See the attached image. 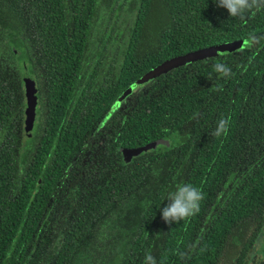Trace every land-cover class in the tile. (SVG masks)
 <instances>
[{
	"label": "trees",
	"instance_id": "obj_1",
	"mask_svg": "<svg viewBox=\"0 0 264 264\" xmlns=\"http://www.w3.org/2000/svg\"><path fill=\"white\" fill-rule=\"evenodd\" d=\"M234 40L125 93L168 58ZM23 66L39 100L24 141ZM179 183L204 199L167 223ZM263 219L264 8L0 0V264H249L245 231Z\"/></svg>",
	"mask_w": 264,
	"mask_h": 264
},
{
	"label": "clouds",
	"instance_id": "obj_2",
	"mask_svg": "<svg viewBox=\"0 0 264 264\" xmlns=\"http://www.w3.org/2000/svg\"><path fill=\"white\" fill-rule=\"evenodd\" d=\"M215 2L218 7L226 8L231 17L239 16L243 18L247 12L264 8V0H215ZM255 39V37H252L253 41ZM213 68L225 77L232 74L231 69L225 63L217 62L213 65ZM230 120L231 117L220 118L212 135L216 137L227 135ZM167 199L169 203L162 209V218L167 223H172L197 214L200 210V201L204 199V194L201 189L191 184L179 183L175 191L168 193ZM179 255L184 258V253H179ZM144 264H157V259L153 254L148 253L145 256Z\"/></svg>",
	"mask_w": 264,
	"mask_h": 264
},
{
	"label": "water",
	"instance_id": "obj_3",
	"mask_svg": "<svg viewBox=\"0 0 264 264\" xmlns=\"http://www.w3.org/2000/svg\"><path fill=\"white\" fill-rule=\"evenodd\" d=\"M243 43H244L243 40H234L231 42H224V43L206 46L204 48L189 51L184 54H179L171 58H168L160 62L156 66L150 68L144 74H142L138 80L133 82L126 89L125 93H130L132 89L137 86V84H142L152 78H155L163 73L168 72L173 68L185 65L192 61L217 56L225 51L227 52L234 51L240 48L243 45ZM22 81L24 84V93L26 98V106L22 114L23 124H24V132H23V141H24L29 135V130L34 126V122L36 119L35 106L37 104V97H36L37 89L35 86L34 76L29 72L27 67L22 69ZM156 143L157 142L152 143L151 146H154ZM140 150L139 149L130 150L128 151V156L136 154Z\"/></svg>",
	"mask_w": 264,
	"mask_h": 264
},
{
	"label": "flooded vegetation",
	"instance_id": "obj_4",
	"mask_svg": "<svg viewBox=\"0 0 264 264\" xmlns=\"http://www.w3.org/2000/svg\"><path fill=\"white\" fill-rule=\"evenodd\" d=\"M25 68V66H23L22 68L19 69V72L22 73V69ZM30 71V70H29ZM31 74L34 76V80H35V86L36 89L37 88V79H36V75L31 72ZM22 78V75H21ZM23 82V81H22ZM24 86V84H23ZM36 97H37V104L35 106V113H36V119L34 122V126L29 130L30 131V135L33 132L36 124L38 123V119H39V113H38V106H39V100H38V96H37V91H36ZM24 98H25V93H24ZM25 100V106H26V98ZM22 123H23V115H22ZM247 232L245 239L247 241L250 242V238L256 234L257 237L256 239L249 245L248 249H247V254H246V258H244L243 260L250 262L249 264L253 263V261L255 263L253 264H264V219L262 221H260V223L255 224L253 227L249 228L248 231L246 229L245 233ZM240 249V248H239Z\"/></svg>",
	"mask_w": 264,
	"mask_h": 264
}]
</instances>
